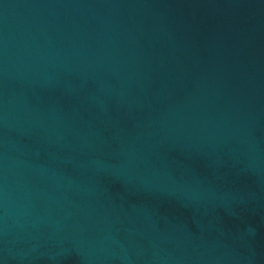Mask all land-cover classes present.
Returning <instances> with one entry per match:
<instances>
[{"label": "water", "instance_id": "obj_1", "mask_svg": "<svg viewBox=\"0 0 264 264\" xmlns=\"http://www.w3.org/2000/svg\"><path fill=\"white\" fill-rule=\"evenodd\" d=\"M0 264H264V0H0Z\"/></svg>", "mask_w": 264, "mask_h": 264}]
</instances>
